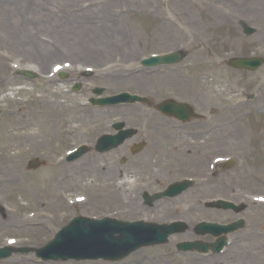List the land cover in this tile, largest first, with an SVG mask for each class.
<instances>
[{
	"label": "rangeland",
	"instance_id": "1",
	"mask_svg": "<svg viewBox=\"0 0 264 264\" xmlns=\"http://www.w3.org/2000/svg\"><path fill=\"white\" fill-rule=\"evenodd\" d=\"M214 2L239 5L240 8L234 9L233 15L249 20L257 33L264 32V17L259 20L260 13L264 14L261 11L264 0L249 1L250 10L241 8L244 0H0V248L12 244L19 249L38 250L46 246L59 229L78 216L96 219L110 217L127 222L147 218L157 223L183 220L191 229L184 235L171 237L166 245L141 247L119 261L42 262L32 252L13 255L0 261V264H14L13 260H18V264H264V251L258 249L264 247V66L252 73L228 65L231 58H264V41L255 33L257 41L262 44L251 45L254 36L245 37L240 25L242 19L234 18L233 23L229 22L224 27L214 25L216 17L207 12L208 6ZM103 9L105 16H109L107 23L114 25L118 35L112 34L111 29H105L104 33L112 36L111 40L116 37L113 40H120L124 45L113 46L115 51L109 52L107 57L104 55L101 62L104 66L101 67L96 61H82L78 50L71 49L78 39L97 33L96 18L104 16L99 12ZM63 11L70 14L72 22L66 31L65 27L60 28V24L55 22L59 21L58 16ZM166 23L169 29L165 28ZM194 36H200L205 44L208 39H213L216 44L209 42V49L196 59L191 46ZM220 36L231 37L237 53L225 59L219 60L217 56L214 59L211 54L220 51ZM92 42L96 46H104L99 40ZM178 49L186 53L181 64L150 71L171 70L174 80L187 79L189 85L183 83L163 96L153 85L152 89L157 93L153 90L148 95H152L153 101L175 95L191 96L195 101L209 103L211 109L217 108L212 122L221 121V136L226 137L222 151L233 164L219 169V180L212 183L209 189L206 184L197 183L185 195L153 202L151 206L145 204L144 192L136 183L132 184L137 190L129 193L130 200L136 206L139 203L142 205L138 212L132 203L122 199L109 200L101 206L96 204L94 208L90 207V203L63 208L60 196L68 197L69 200L81 196L91 197L95 192L100 193L103 186L113 196H123V183L131 179H122L125 170L130 169L131 175L136 176L150 173L151 166H161L156 158L152 162L147 158L149 162L146 163L145 172L139 170L137 158L144 160L146 152L141 156V153L130 155L132 146H128L127 154L132 157L127 160L128 163L121 160L126 150L111 153L110 158L97 156L95 148L91 147L95 138L105 133L106 127L110 130L108 132H113L112 123L123 120L116 112H108L109 108L107 114L100 118L96 111L102 108L95 109L89 101L96 97L93 91L97 88L104 89L102 97L124 92L141 96L142 92L135 83L143 70L141 61L152 54ZM106 51L100 48L99 57ZM72 58L79 61L82 67L93 66L99 70L97 75L85 79V82H82L83 78L69 75L64 83L70 80L73 81L72 85L80 83L79 93H66L71 84L57 85L59 80L49 83L41 73H37L35 79L21 75L24 73L22 67L41 64L43 73H48L52 65L72 62ZM121 58L127 63L119 65L117 61ZM213 68L216 69V75L209 77L206 73ZM113 69L111 75L109 72ZM116 74H120V77H115ZM151 75L155 77L156 83L166 80L163 76L159 77L158 73ZM231 92L238 93L240 98L236 100L234 95H229ZM45 95L61 103L59 122L47 130L33 119L36 100ZM232 98L235 102L230 101ZM79 104H84L82 110L79 107L71 109ZM133 104L139 109V104L149 105V102L146 99L144 103ZM223 105H226L225 108ZM135 107L131 109L136 114ZM154 138L148 136L147 144ZM78 144H87L90 151L75 163L61 162L67 151ZM209 153L211 156L223 155L220 151L210 150ZM197 158L192 159L190 165L199 166L202 159ZM35 159L43 162L44 166L35 171L29 170L28 163ZM112 166L117 168L115 174L108 173ZM167 185L164 180H159L147 193H159ZM217 197L238 205L244 203L246 209L236 215L208 208L206 202ZM45 210L46 216L39 218V212ZM27 212L30 213L26 217L24 214ZM28 217L33 225L26 229L21 221ZM239 218L245 220L246 227L228 236L229 246L222 254L178 252L177 245L182 242L199 239L208 243L215 241L210 235L197 237L192 231L195 225L204 221L228 224ZM12 224L19 233L9 231L8 226Z\"/></svg>",
	"mask_w": 264,
	"mask_h": 264
},
{
	"label": "flooded vegetation",
	"instance_id": "2",
	"mask_svg": "<svg viewBox=\"0 0 264 264\" xmlns=\"http://www.w3.org/2000/svg\"><path fill=\"white\" fill-rule=\"evenodd\" d=\"M163 77L166 78V82L170 76ZM185 81L188 80L185 79ZM168 87L166 92L172 88H177L170 84ZM154 91L156 92V90ZM145 93L142 96L148 99L149 105L139 104V109L134 105H130L127 111H125L127 113L130 110L129 117L123 118L118 116L123 120L121 124L124 126V129H133L136 133L111 153L126 150V153L121 156V160L128 163L129 161L127 160L132 158L127 154L128 146H132L129 149L130 155L136 156L141 153V156L146 152L144 160L137 158L136 161L139 167L138 169L143 172H145L146 163L149 162L148 159L151 161L156 158V162H161L162 164L159 163L161 166L149 167L150 173H146L145 175L134 176L131 175L132 172L130 169L125 170L122 179H129L131 177L130 180L125 181L140 179L141 182H156L159 180L175 182L185 178L207 176L210 184L219 180L220 174H218V171L221 167L214 172L210 170L211 158L213 156L209 153L212 150L216 152L220 151V154H223L222 144L226 137L225 135L221 136L220 126L222 123L221 121L212 122L213 115L218 109H211L209 103L206 104L202 100L195 101L191 96L181 97L175 95V100L178 103H183V105L176 108L174 117H171L161 111V105L171 98L153 101L152 95H148L149 92ZM223 106L225 108L226 105ZM133 107H135L136 114L131 109ZM184 114H188L187 121L181 119L182 116H185ZM131 122L133 125H131ZM148 136L155 137L149 144H147ZM134 139H136L135 142H133ZM225 148L226 145L224 146V151ZM197 153L199 155H196ZM196 156L202 159L197 167L190 165L192 159L194 160ZM219 156H224V154ZM168 162L172 165H169ZM186 165L188 167L184 168ZM110 169L113 170V173H110ZM110 169L108 173L115 174L117 168L112 166Z\"/></svg>",
	"mask_w": 264,
	"mask_h": 264
},
{
	"label": "bare ground",
	"instance_id": "3",
	"mask_svg": "<svg viewBox=\"0 0 264 264\" xmlns=\"http://www.w3.org/2000/svg\"><path fill=\"white\" fill-rule=\"evenodd\" d=\"M25 1H27V0H25ZM249 1L251 2V0H244L243 4L241 5V8H243V9L247 8L248 10H250V2ZM233 5L234 6H229V5H226V4H219L218 2H214V3H212V6H211V4L208 6L207 12H209L210 15H213V16L216 17V19H215L216 21L214 22V25H217L219 27H224L225 24H227L229 22L233 23L234 18L237 19V20L240 18L238 16H235V14L233 15V13H235L234 9L240 8L239 5H236V4H233ZM105 9L99 11L104 16L96 18V24L98 25V27L95 28V29L97 30V33H91L90 35H87V36H84V37L78 39L77 44L74 45L72 47V49H71L73 51H77L78 50V53H79L78 55L81 56L79 58H81L82 61H86V62L87 61H89V62L96 61L97 63H100L101 67L104 66V64L101 63L103 61L104 55L107 57V56L110 55L109 52L113 53V51H115L113 46L118 47V45H120V46L124 45V44H122V42L120 40H113L116 37H114L111 40L112 36H109L107 33H104L107 29L108 30L111 29L110 32H112V34H117L118 35V33L116 32L117 30H115V28H114V25L110 26L107 23L108 19H109V16L108 15L105 16L106 13L105 14L103 13L105 11ZM261 11L264 13V7L261 8ZM263 15L264 14L260 13V16H259L260 19L259 20H261V19L263 20V17H264ZM241 19H239V20H241ZM58 20L59 21H55L56 24H60V26H59L60 28H64L65 27V31L69 27L70 23H72L71 19H70V14H65V11L61 12V14L58 16ZM243 20H244V22H246L248 24L251 23L249 20L242 19V21ZM110 21L111 20H109V22ZM164 26H165V28L169 29L167 23L164 24ZM113 28H114V30H113ZM58 31H61V29H59ZM59 33H61V32H59ZM64 34L66 35V32ZM257 34L260 35V38H262V41H264V36H263L264 32H261V34L260 33H257ZM253 36L255 37V35H253ZM102 37H104V38H102ZM172 37H174V36H172ZM254 37H253V41L250 42L251 45L262 44L261 41H257L256 37L255 38ZM86 38L88 39V41H86ZM200 38H201L200 36H194L193 42L191 41L193 57L196 58V59L199 58L203 52H205L207 49H209V46H208L209 42H212L211 44H216L213 39L206 40L205 41L206 44H205ZM219 38H220V40H219L220 41V51H218L217 53H213L212 52V54H211V56H213L214 59H216V56L219 57L218 58L219 60L225 59L228 56L237 53L236 52L237 49H235V46H234V43H233L231 37H229V36H227V37L220 36ZM96 40L101 41V44L104 45V46H96L92 42V41L96 42ZM27 43H28V41H27ZM100 48H103L104 50H107L101 57H99L100 54H98V51H99ZM211 49L212 48H210V50ZM46 52L49 53V54H54L53 52H50V51H46ZM61 55H64V54H61ZM61 55L59 56V58L61 57ZM65 55L68 56V54H65ZM124 57L126 59V55H124ZM39 59H41V58H39ZM125 59L123 60V58H121V59H119L117 61V63L119 65H122L123 63H127V61H125ZM71 60H73V61L72 62H68L66 64L70 65L71 69H75V71L74 72L68 71L66 73L65 71H67V70L63 69L64 70L63 72H65V74H70V75H72V74L74 75L75 74V75H77L76 73H77V69L78 68L79 69H83L84 71L86 70V67H81V64H78L79 61H75V58H72ZM68 65H65V66L68 67ZM215 65H217V64L215 63ZM91 67H93V66H91ZM214 68L206 73L209 77H211V76L214 77L216 75V72L214 74V71L216 70ZM59 69H60V67H58V66L55 67V71H58ZM143 69H144L143 70V74L144 75L140 74L139 76L136 77V80H135L136 87H138V89L142 90L143 94L145 92H150V91L155 90V89H152L153 85L157 86L158 92H160L162 94L167 93L166 90L169 88L168 87L169 84L173 85V86L175 85L177 87H180L182 85L181 82H180L182 80H180V79L174 80V78H175L174 75H171L167 79V81L165 83H156V82H154L155 77L153 75L150 76V74H149L150 70H148L147 68H143ZM21 70L33 71L36 74L37 73H41V74H43L45 79L49 80L48 79V75L46 73H43V67H41V64H40V66H35V67H33V66L30 67L28 65V66L22 67ZM98 72H99V70H97L95 68V72L92 73V74L97 75ZM61 73H59V74H61ZM109 73L110 74L114 73V69L110 70ZM114 76L115 77H120V74H116ZM58 78H59V76H58ZM182 82H184L186 84L190 83L189 80L188 81H182ZM125 83H127V82H125ZM229 95L230 96L234 95L233 97H235V99L236 98H240V95L238 96V93H236V92H231V93H229ZM235 99L232 98V99H230V101L235 102ZM236 100H238V99H236ZM36 101H37V105H36V107H35V109L33 111V114H34L33 115V119H35V121L37 120L38 124H43L44 130L49 129V127L54 128L55 127L54 125L59 122L60 117H61L60 116V111H59L61 103L57 102L56 100L55 101L51 100L47 95H45L44 98L43 97L38 98ZM78 107L80 108L79 110H82L84 108L83 105L79 104V105H76L75 107H71V109H77ZM86 109L87 108H85L84 110H86ZM125 111H127V109H118V110L111 109L108 112H113V113L116 112L118 116H121L123 118L124 117H129L130 116V110H128L127 113H125ZM96 113L98 114V116H100V118H102V117L105 116V114H107V110H97ZM27 128H31V126H27ZM106 157L110 158V154L106 155ZM110 173H113L112 169H110ZM135 183L136 182H134V181L133 182L124 181L123 185H124V189L125 190H124L123 196H121V195L120 196L119 195L118 196H113L111 193L107 192L108 188L103 186V187L100 188V193H96L95 192L94 195L91 196V197L81 196V199H80L81 202L79 204L86 205V204L90 203L91 204L90 207L94 208L96 204L101 206V204H103L105 202H108L109 200H110V202H112L113 200L121 201V199L124 200V201H127V202H129V204H131L132 201L130 200L131 198H130L129 192H131L133 190L134 191L137 190L132 185V184H135ZM127 187H130V191H127ZM60 199H61V204H62L63 208H67L73 203L72 200H69L68 197H65V196H62V197L60 196ZM160 204H162V203H160ZM164 204L167 205V203H164ZM164 204H163V206H164ZM141 206H142L141 203H139L138 206L133 204V208H135V211H137V212L141 208ZM29 213L30 212H27L24 215L27 217ZM46 213H47L46 210H45V212H39L38 217L39 218H43L44 216H46ZM146 220L148 221V220H150V218L144 219V221H146ZM21 222H22L24 228H26V229H28L30 226L33 225V223H31V220L29 219V217L28 218H24ZM0 226H2V225H0ZM15 228L16 227L13 224L8 226V229H9L10 232H12V231L16 232L17 230H14ZM16 229H18V228H16ZM15 232H13V233H15ZM201 241H203V240H201ZM258 249H260L261 252L264 251V247H258ZM261 252H259V254ZM18 262H19L18 260H13L14 264H18ZM20 264H25V263H20Z\"/></svg>",
	"mask_w": 264,
	"mask_h": 264
},
{
	"label": "water",
	"instance_id": "4",
	"mask_svg": "<svg viewBox=\"0 0 264 264\" xmlns=\"http://www.w3.org/2000/svg\"><path fill=\"white\" fill-rule=\"evenodd\" d=\"M251 32V31H250ZM248 31V33H250ZM179 56L172 59H153L145 62L148 65L159 64L160 62L178 61ZM264 64L261 59L252 60H237L233 66L256 70ZM31 76V75H29ZM33 77V76H31ZM101 92V91H100ZM113 103L114 101H109ZM107 140H102L101 143H106ZM40 163L34 162L30 164L31 168H38ZM187 187L173 186L164 196L173 197L181 193ZM160 198V197H158ZM222 204V203H221ZM220 204V205H221ZM224 209H234L236 212L241 211V208L231 204L224 203ZM178 225V226H177ZM166 228L149 223H124L114 220L91 221L84 218L74 220L69 226L64 228L46 248L38 251V256L46 260H98L119 261L126 258L128 255L141 247L154 246L163 244L167 241V237L173 233L184 232L186 227L177 224ZM244 226L243 221L229 227H215L211 224H203L198 227L199 234L205 235L211 232L215 236L234 232ZM118 234V237L115 235ZM224 240H219L214 246L205 244H190L189 246L181 245L179 248L182 251L199 250L208 252L212 247L215 253L220 252L225 246ZM16 252L13 249L0 250V259L11 257ZM28 253V250L22 251Z\"/></svg>",
	"mask_w": 264,
	"mask_h": 264
}]
</instances>
